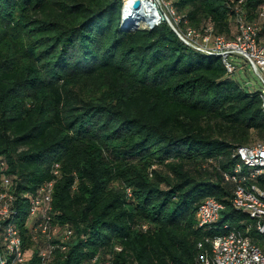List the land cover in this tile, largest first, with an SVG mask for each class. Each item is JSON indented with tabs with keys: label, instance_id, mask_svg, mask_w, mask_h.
Instances as JSON below:
<instances>
[{
	"label": "trees",
	"instance_id": "obj_1",
	"mask_svg": "<svg viewBox=\"0 0 264 264\" xmlns=\"http://www.w3.org/2000/svg\"><path fill=\"white\" fill-rule=\"evenodd\" d=\"M167 1L183 27L228 38L237 10L254 23L264 8ZM122 2L0 0V159L18 194L59 166L54 220L74 238L52 264H196L198 245L224 232L196 228L207 199L226 206L218 227L246 230L225 174L236 147L264 142L260 91L167 24L123 29ZM248 235L264 251V236Z\"/></svg>",
	"mask_w": 264,
	"mask_h": 264
},
{
	"label": "built area",
	"instance_id": "obj_2",
	"mask_svg": "<svg viewBox=\"0 0 264 264\" xmlns=\"http://www.w3.org/2000/svg\"><path fill=\"white\" fill-rule=\"evenodd\" d=\"M137 1L140 7L134 9ZM259 16L260 22L250 23L241 10H237L236 32L228 38L215 36L211 26L204 31L183 27V17L172 1L124 0L121 26L152 30L167 24L184 44L220 58L228 74L237 72L233 58H239L250 63L264 83V41L260 36L264 8ZM259 98L264 113V90L260 91ZM232 158L236 162L225 174V180L234 185L230 204L245 217L242 223L246 224V230L241 233L229 223L218 227L226 206L216 199H207L196 212V228L207 231L216 224V228L224 232L198 245L196 264H264V251L248 235L255 231L264 236V142L236 147ZM7 169L6 162L0 159V264H32L34 259L37 264H52L57 251L66 252L74 238L69 226L54 220L53 196L55 183L60 178L59 166L52 170L54 181L27 194L17 193L13 178L6 174ZM28 241L32 244L30 247ZM116 251L121 249L116 248ZM92 263L113 264L110 258L104 262L96 258Z\"/></svg>",
	"mask_w": 264,
	"mask_h": 264
},
{
	"label": "rangeland",
	"instance_id": "obj_3",
	"mask_svg": "<svg viewBox=\"0 0 264 264\" xmlns=\"http://www.w3.org/2000/svg\"><path fill=\"white\" fill-rule=\"evenodd\" d=\"M122 4H123V2H122ZM128 27H131V26L128 25ZM186 27H188V26H186ZM235 32H236V27L234 26L232 28V33L234 34ZM27 50L28 49L25 48L24 51L27 52ZM233 61L235 62V64L237 65V68H238V71L234 75L235 80H237L243 86L251 85V87L248 89L251 92H259V91L264 90V83L261 81V79L254 72L250 63L245 62L244 60H241L239 58H233ZM129 195H130V191H129Z\"/></svg>",
	"mask_w": 264,
	"mask_h": 264
},
{
	"label": "water",
	"instance_id": "obj_4",
	"mask_svg": "<svg viewBox=\"0 0 264 264\" xmlns=\"http://www.w3.org/2000/svg\"><path fill=\"white\" fill-rule=\"evenodd\" d=\"M140 7V2L139 1H137V2H135V4L133 5V8L134 9H138ZM122 28L123 29H126V30H129V31H136L137 30V28H130V27H125V26H122ZM186 45V44H185ZM186 46H188V45H186ZM189 47V46H188ZM189 48H191V47H189ZM191 49H193V48H191ZM194 50V49H193ZM247 88H250L251 87V85H247L246 86Z\"/></svg>",
	"mask_w": 264,
	"mask_h": 264
},
{
	"label": "bare ground",
	"instance_id": "obj_5",
	"mask_svg": "<svg viewBox=\"0 0 264 264\" xmlns=\"http://www.w3.org/2000/svg\"><path fill=\"white\" fill-rule=\"evenodd\" d=\"M133 2V1H132ZM122 27V26H121Z\"/></svg>",
	"mask_w": 264,
	"mask_h": 264
}]
</instances>
